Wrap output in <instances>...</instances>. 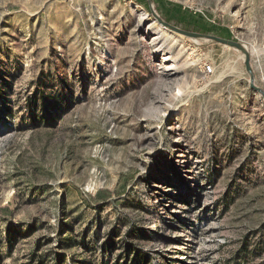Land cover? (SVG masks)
I'll return each instance as SVG.
<instances>
[{
    "label": "rangeland",
    "instance_id": "374dc122",
    "mask_svg": "<svg viewBox=\"0 0 264 264\" xmlns=\"http://www.w3.org/2000/svg\"><path fill=\"white\" fill-rule=\"evenodd\" d=\"M152 8L244 43L264 89V0ZM152 8L0 0V264H101L109 241L112 264L126 241L149 264H264V103L244 56Z\"/></svg>",
    "mask_w": 264,
    "mask_h": 264
},
{
    "label": "water",
    "instance_id": "95a60500",
    "mask_svg": "<svg viewBox=\"0 0 264 264\" xmlns=\"http://www.w3.org/2000/svg\"><path fill=\"white\" fill-rule=\"evenodd\" d=\"M148 1L151 5V8H152L153 0H148ZM152 13H153L154 17L156 18V21L158 22V24H160L165 29H167L173 33H176V34H179V35H182L184 37L194 39V40L210 41V42H213L216 44H220V45L229 47L231 49H234V50L242 53L244 56L245 70H246V73L249 75V87L253 92H255L259 96H261L263 103H264V89L257 85L254 68L252 66L251 54H250L249 49L246 47V45L244 43H242L238 40H230V39L220 38V37H217L214 35L189 32V31L180 29L178 27H175V26L171 25L170 23L166 22L157 13H155L153 8H152Z\"/></svg>",
    "mask_w": 264,
    "mask_h": 264
},
{
    "label": "trees",
    "instance_id": "16d2710c",
    "mask_svg": "<svg viewBox=\"0 0 264 264\" xmlns=\"http://www.w3.org/2000/svg\"><path fill=\"white\" fill-rule=\"evenodd\" d=\"M133 235L129 236L132 237ZM112 244L111 242H106L103 247H102V251L104 254V259L101 262V264H112L108 258V253L107 251H110ZM124 255L119 256L118 258L122 259H117V261L113 264H149V258L147 256V254H145L143 251L141 250H137L136 247L133 246V244H131V242L126 241L124 244ZM59 258L57 259V263L58 264H63L65 262V256L64 254H58ZM39 258V256L34 255V258ZM44 259L40 258L39 264H43L44 263Z\"/></svg>",
    "mask_w": 264,
    "mask_h": 264
},
{
    "label": "built area",
    "instance_id": "2783aa9c",
    "mask_svg": "<svg viewBox=\"0 0 264 264\" xmlns=\"http://www.w3.org/2000/svg\"><path fill=\"white\" fill-rule=\"evenodd\" d=\"M203 74L208 78L214 75V65L213 64H204L202 68Z\"/></svg>",
    "mask_w": 264,
    "mask_h": 264
}]
</instances>
